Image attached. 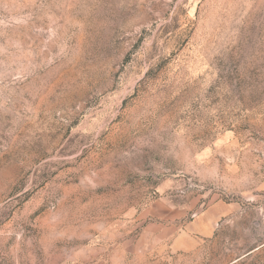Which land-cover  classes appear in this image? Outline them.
<instances>
[{
	"label": "rangeland",
	"instance_id": "obj_1",
	"mask_svg": "<svg viewBox=\"0 0 264 264\" xmlns=\"http://www.w3.org/2000/svg\"><path fill=\"white\" fill-rule=\"evenodd\" d=\"M0 264H264V0H0Z\"/></svg>",
	"mask_w": 264,
	"mask_h": 264
},
{
	"label": "crops",
	"instance_id": "obj_2",
	"mask_svg": "<svg viewBox=\"0 0 264 264\" xmlns=\"http://www.w3.org/2000/svg\"><path fill=\"white\" fill-rule=\"evenodd\" d=\"M193 208L194 207H181L175 211L180 215H185L189 209ZM233 209L234 207L231 204H226L224 202L211 203L206 208L197 210L199 211L197 217H195L186 225L183 230V234L190 236V238L191 235H195L196 237L197 235H202L205 237L206 234L210 232V230H213L215 222L230 214ZM176 249L192 250L181 248L179 246H176Z\"/></svg>",
	"mask_w": 264,
	"mask_h": 264
}]
</instances>
